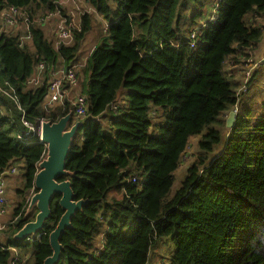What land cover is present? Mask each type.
<instances>
[{
    "label": "trees",
    "instance_id": "obj_1",
    "mask_svg": "<svg viewBox=\"0 0 264 264\" xmlns=\"http://www.w3.org/2000/svg\"><path fill=\"white\" fill-rule=\"evenodd\" d=\"M195 1L83 0L107 23L83 60L89 12L72 27L59 0H0V176L16 164L23 176L0 234V264H43L52 254L48 235L63 213L58 197L39 239L13 240L36 214L24 218L26 195L46 154L35 138L23 144L17 136L25 131L22 117L56 122L73 113L67 101L44 105L53 73L72 65H79L86 113L72 115L70 126L81 122L66 161L73 176L60 180L69 179L74 199L89 203L61 236L58 264H150L162 237L174 245L170 264H264V98L257 117L245 107L224 136L218 129L240 101L225 63L261 40L262 27L251 19L264 17V0H215L198 25L203 4L187 14ZM10 7L25 14L30 40L21 41L24 26L6 30L1 15ZM54 13L70 27L68 45L43 28ZM187 15L193 28L185 32ZM39 64L41 83L27 85ZM198 135L195 159L171 194L182 155Z\"/></svg>",
    "mask_w": 264,
    "mask_h": 264
},
{
    "label": "water",
    "instance_id": "obj_2",
    "mask_svg": "<svg viewBox=\"0 0 264 264\" xmlns=\"http://www.w3.org/2000/svg\"><path fill=\"white\" fill-rule=\"evenodd\" d=\"M236 114L229 111L226 119V127L234 125ZM72 112L61 117L56 122L44 121L39 123L38 143L45 146V157L37 164V170L33 178V190L29 199L24 218L36 212L34 219L23 225L14 236L15 242L37 240L43 234L45 222L51 216V205L55 197H58V206L63 211L54 229L48 235V242L52 254L43 264H58L62 258L61 236L66 230L71 229V220L76 213L82 211L89 201L75 200V194L69 179L73 173L66 169V161L71 152L73 139L81 129V122L77 121L71 126Z\"/></svg>",
    "mask_w": 264,
    "mask_h": 264
},
{
    "label": "rangeland",
    "instance_id": "obj_3",
    "mask_svg": "<svg viewBox=\"0 0 264 264\" xmlns=\"http://www.w3.org/2000/svg\"><path fill=\"white\" fill-rule=\"evenodd\" d=\"M61 1L62 0H59V2ZM199 2L203 4L202 18L197 19L195 25H198L199 21H205L208 19L210 12L212 11L211 7L215 3V0H197L195 2L189 3L188 6L190 7V9L188 10L187 14H189L190 11H193L198 6ZM69 3H73V2H69ZM64 4L67 5L66 3ZM110 4H112V1H110ZM67 9L71 15L72 27L79 26L80 16L84 12L87 11L91 14L90 29L85 35V38L81 45L82 54L87 55L92 50V48L100 41V38L105 35L107 23L100 14L96 13L90 6L85 4L83 0H74L73 4H70L69 6L67 5ZM189 15H187V19L184 25L185 32H188L187 31L188 28L191 27L193 28V26H191L188 21ZM251 23L262 27V37L260 41L264 40V17H255V18L253 17L251 19ZM56 25L57 23H55L54 21L53 24L54 30L56 29ZM48 30L50 31V29ZM45 31L47 30L45 29ZM51 36L55 40L52 34ZM56 44L59 43L56 42ZM253 50L251 51V53L246 54V56L241 55V53H238L236 55L237 59L230 57L225 63L224 71L228 76H230L229 79H231V81L233 82L232 88L236 92L237 97L240 99L238 105L235 106L236 112L233 109L230 111H234L235 113H237L245 107H251L253 115L257 117L258 116L257 110L259 104L262 102L264 98V94L262 90L264 89V61L262 63L261 60L254 58ZM119 97L122 103L126 102L127 100L126 89L123 88L121 90ZM226 115L228 116V112L222 117V121L224 122V125L218 127V129L221 131L222 136L225 135V132L227 133L226 130L228 129L225 124L227 119ZM101 122L103 124V132L105 133L108 132V128L105 126V123L102 119ZM199 138L200 135L190 138L189 144L184 154L182 155L181 163L175 172L174 175L175 180L171 188V194L180 186V181L183 179L186 169L194 161L195 155L197 153L196 145ZM16 175H17L16 176L17 182L15 185L21 188V185L23 184L22 173L18 170ZM27 196L28 194L26 195V202H27ZM11 197L14 196L11 195ZM12 209L7 208V210L10 211L11 213H12ZM27 242H30V240ZM153 250H155L156 259L155 261L150 260L149 263L158 264L159 260L168 258L167 256L170 255L174 250V245L169 237H162L157 239L156 246ZM63 262L64 260H62V263Z\"/></svg>",
    "mask_w": 264,
    "mask_h": 264
},
{
    "label": "built area",
    "instance_id": "obj_4",
    "mask_svg": "<svg viewBox=\"0 0 264 264\" xmlns=\"http://www.w3.org/2000/svg\"><path fill=\"white\" fill-rule=\"evenodd\" d=\"M61 2L69 3L74 2V0H62ZM1 18L3 25L9 33H16L22 26H24V32H26V34L21 38V41L30 40L31 36L29 26L27 24V19L25 17V14L20 9L10 7L2 12ZM52 18L56 19L57 23L55 29L56 42H58L59 44H70L72 42V33L70 27L66 24V20L60 17L58 13L48 14L46 17V19ZM210 20L214 21L215 18H211ZM20 22L22 23L20 24ZM203 26L204 25H202L201 27ZM246 53L248 54L251 52L247 51ZM43 69V64H39L34 75L27 81V85L34 87L39 85L42 81L41 74L43 72ZM78 78L79 65H72L65 69L62 68L54 72L52 78L48 81V94L44 103L45 107L53 108L56 105L62 104L64 103V101H67L73 107L72 115L74 116V119L77 120L83 118L86 113V105L84 97L78 90ZM18 110L23 114L24 110L21 109V107H19ZM233 110H235L236 112L235 107ZM21 121L23 126L25 127V131L17 136V139L21 143L25 144L29 140L39 137V123L41 122V120L37 121L36 123H31L22 117ZM16 173L17 168L15 166H11L10 168L4 170V172L0 176V217L5 215V213L7 212L5 198V175ZM131 181L135 182V179L133 178ZM32 191L28 193V199L31 193H33ZM4 227L5 225L0 223V234L3 231ZM13 264L18 263L14 262ZM158 264H170V261L168 258H166L159 260Z\"/></svg>",
    "mask_w": 264,
    "mask_h": 264
},
{
    "label": "crops",
    "instance_id": "obj_5",
    "mask_svg": "<svg viewBox=\"0 0 264 264\" xmlns=\"http://www.w3.org/2000/svg\"><path fill=\"white\" fill-rule=\"evenodd\" d=\"M59 3L62 4V5H65L64 3H61V2H59ZM73 3H69V4L66 3V4L69 6L70 4H73ZM54 21H56V20L55 19H48V20H46V22L43 24V28L46 29L47 31H49L48 29H50L49 32L55 37V30H54V26H53ZM85 55L86 54H82L81 55V58H83V60L85 59ZM253 55H254V58L261 60V62L263 63V61H264V40L260 41L254 47ZM14 166L17 168V171H18L19 165L16 164ZM16 174H6L5 175L6 208H9V209H12V207H14V204L16 202L17 191L20 188V187H17L15 185L16 182H17V178H16L17 175ZM11 195H13L14 197H11ZM10 214H11V212L7 210V212L5 213V215H3V216L0 217V223L6 225L9 222L10 218H11L10 217ZM155 259H156L155 258V250H153L151 252V254H150V260L151 261L152 260L155 261Z\"/></svg>",
    "mask_w": 264,
    "mask_h": 264
}]
</instances>
